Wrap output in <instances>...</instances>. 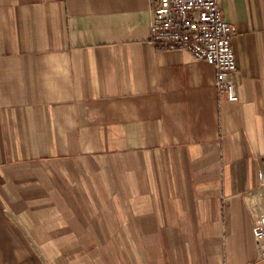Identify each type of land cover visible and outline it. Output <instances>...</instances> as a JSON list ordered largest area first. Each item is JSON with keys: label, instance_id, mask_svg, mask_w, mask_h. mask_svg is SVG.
<instances>
[{"label": "crops", "instance_id": "1", "mask_svg": "<svg viewBox=\"0 0 264 264\" xmlns=\"http://www.w3.org/2000/svg\"><path fill=\"white\" fill-rule=\"evenodd\" d=\"M218 3L236 101L150 0H0V264H264V0Z\"/></svg>", "mask_w": 264, "mask_h": 264}, {"label": "built area", "instance_id": "2", "mask_svg": "<svg viewBox=\"0 0 264 264\" xmlns=\"http://www.w3.org/2000/svg\"><path fill=\"white\" fill-rule=\"evenodd\" d=\"M151 42L159 51H186L216 68V87L229 100L238 99V70L232 40L236 27L224 19L218 0H150ZM264 254V224L254 227Z\"/></svg>", "mask_w": 264, "mask_h": 264}]
</instances>
